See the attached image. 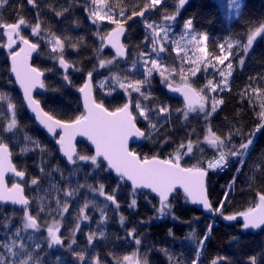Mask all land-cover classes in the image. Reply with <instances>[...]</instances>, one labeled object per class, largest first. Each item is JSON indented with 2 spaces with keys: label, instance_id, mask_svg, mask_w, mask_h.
Wrapping results in <instances>:
<instances>
[{
  "label": "trees",
  "instance_id": "trees-1",
  "mask_svg": "<svg viewBox=\"0 0 264 264\" xmlns=\"http://www.w3.org/2000/svg\"><path fill=\"white\" fill-rule=\"evenodd\" d=\"M172 1L155 7L153 16L176 15L178 25L189 20L192 29L205 36L208 55L223 56L231 68L226 87L214 95L217 105L211 114L185 110L180 100L165 93L156 76L144 80L129 67L132 56L142 50L144 31L137 18L149 8V0H104L114 15L111 21L126 27L124 62L97 42L96 36L103 40L112 26H92L83 0H0V26L23 22L48 32L60 44L58 59L74 66L64 75L58 59L43 62L46 46L32 59L45 73L44 91L36 99L51 117L71 122L82 115L75 91L87 74L92 75L93 90L94 74L118 77L136 90L113 80L103 91H94V97L110 111L130 103L135 123L144 132L141 143L130 145L132 152L172 162L179 154L178 163L201 169L224 156V171L206 170L207 196L216 211L243 147L264 121V0H241L233 19L218 0H190L182 10ZM20 34L32 41L26 29ZM4 43L0 30V143L8 147L17 171L25 174L21 185L28 205L23 210L0 206V264H124L128 258L138 264H264V227L251 233L243 232L237 221L224 224L219 216L199 211L180 191L160 204L149 193L133 191L114 178L84 142L76 143V158L67 165L54 141L26 113L9 76ZM204 74L198 72L191 81L201 95L206 93L200 85ZM14 182L7 179L8 185ZM258 194L264 196V123L219 215L250 209ZM52 224L58 226L57 245L48 235Z\"/></svg>",
  "mask_w": 264,
  "mask_h": 264
},
{
  "label": "water",
  "instance_id": "water-1",
  "mask_svg": "<svg viewBox=\"0 0 264 264\" xmlns=\"http://www.w3.org/2000/svg\"><path fill=\"white\" fill-rule=\"evenodd\" d=\"M188 1L181 0L180 7L183 8ZM0 30L5 37L3 50L7 53L9 76L21 97L25 111L35 126L49 140L54 141L60 158L67 165H71L76 158V143L84 142L91 147L94 158L101 160L114 178L122 179L133 191L147 192L160 204L167 203L175 191H180L199 211L210 217L216 215L207 196L206 171L155 156L141 158L132 152L130 145L141 143L144 132L135 123L130 103L110 111L96 102L91 74L85 76L82 85L76 90L82 109L81 116L71 122H62L47 114L35 97L44 91L45 76L43 71L32 65L37 46L21 37L15 23L1 25ZM124 33V26H117L105 36L103 43L121 61L126 59L127 54L122 43ZM58 66L64 75L74 71V66L62 58ZM164 91L169 97L180 100L186 110H194L202 104L201 96L188 84L177 87L166 85ZM260 130L261 126L258 133ZM256 137L252 140V145ZM252 145L242 158L232 182ZM8 178L15 182L8 185ZM24 179L25 174L15 168L8 147L0 143V206L9 204L19 210L27 207L28 199L20 184ZM225 199L226 196L223 197L220 207ZM218 219L224 224L237 221L243 232L257 233L264 227V196L258 194L255 205L250 209L233 215H220ZM58 242L54 235L53 244L57 245ZM91 264L96 262L92 261Z\"/></svg>",
  "mask_w": 264,
  "mask_h": 264
},
{
  "label": "rangeland",
  "instance_id": "rangeland-1",
  "mask_svg": "<svg viewBox=\"0 0 264 264\" xmlns=\"http://www.w3.org/2000/svg\"><path fill=\"white\" fill-rule=\"evenodd\" d=\"M169 1L170 0H149L150 6L148 11L144 13V16L138 22L145 34L141 44L142 50L139 54L132 56L131 60L133 63H131L129 67L136 70L135 73L141 74L144 80L156 76L160 80L162 86L171 85L174 87L184 84L192 85V79L198 72L203 71V73L206 74H204L205 78L203 82H200V85L206 87V93L205 95L199 93L203 102L195 111L203 114H211L217 105V99L214 95L226 87L231 75V68L224 64L223 56L222 59L220 57L211 58L208 55L205 46V36L195 32L189 20H184L178 25L176 22V15L170 17L166 14H161L156 18L153 16L155 7ZM179 1L180 0H173L171 4L178 8ZM240 1L241 0H218L221 6L222 2L226 6V14L229 19L236 17L241 3ZM86 6L85 13L92 24L96 21L98 25H101L107 22L109 18L114 17L111 11L106 7L104 0H89ZM120 24L123 23L117 21L111 23L112 26ZM18 26L20 29H28L30 31L29 34L38 44L44 47L46 46L44 54L46 56L43 58V62L46 58H48V61L53 60L55 63L57 62L60 44L56 38L46 32L37 29L32 30L28 25L23 24V22L18 23ZM93 26H95V23ZM96 40L97 42L102 41V39L97 36ZM250 41L252 42L253 40ZM248 48H250V46ZM55 54L58 56H54ZM108 65L109 64H105L103 69ZM129 70L131 71V69ZM98 76V74H94V77H96L94 91L96 92L103 91L104 87L113 80H115L116 85L123 86L125 89L131 91L136 90L135 86H129L127 82L121 78H112L104 74H101L99 78ZM13 122L14 120L11 119V123L9 122L10 128L14 126ZM258 129L259 128L256 129V133L251 141L243 147L241 160L248 148L252 145L254 137L258 135ZM179 157L180 155L178 154L175 158V162H178ZM227 163L228 161L226 158L219 155L208 161L205 164V169L213 173L222 172L227 168ZM231 187L232 184L230 183L226 189L225 196L229 194ZM24 216L27 228L31 229L33 226L31 219L26 214ZM57 228L58 226L54 224L50 225L48 229L50 240H53L54 235L58 239ZM198 256H200V254ZM124 264H138V262L135 258H128L125 260Z\"/></svg>",
  "mask_w": 264,
  "mask_h": 264
},
{
  "label": "flooded vegetation",
  "instance_id": "flooded-vegetation-1",
  "mask_svg": "<svg viewBox=\"0 0 264 264\" xmlns=\"http://www.w3.org/2000/svg\"><path fill=\"white\" fill-rule=\"evenodd\" d=\"M83 2H84V3H89V0H83ZM187 3H188V2H187ZM187 3H186V4H187ZM186 4H185V6H186ZM185 6H184V7H185ZM184 7H183V8H184ZM183 8H181V7H180V4H179V10H182ZM108 9H109V8H108ZM109 10H110V9H109ZM147 11H148V8L144 9L141 13L138 14V18H137V19H138V22H139V20L142 19V17L144 16V13L147 12ZM94 20H95V19H94ZM90 22H91V21H90ZM112 22H113V21H111V18H109V19L107 20V22H104V24L98 25L96 21H94L93 24H92V22H91V24H92V26H93L94 23H95V26L98 25L99 27H100V26L102 27V25H109V24L111 25ZM121 23H122V22H121ZM26 25H28V24H26ZM120 25H121V26H124L123 24H120ZM120 25H117V26H120ZM138 25H139V24H138ZM111 26H112V25H111ZM117 26H112V28L107 32V34H108L112 29H114V28L117 27ZM28 27H30L32 30H33V29H37V30H39V31L46 32V31H43V30H41V29L36 28L35 26H29V25H28ZM139 27H140V26H139ZM124 28H125V33H126V27L124 26ZM18 29H19V33H20V28H19V26H18ZM140 29H141V27H140ZM26 30H27L28 32H30L28 29H26ZM46 33H48V32H46ZM125 33H124V37H123V41H122V43H123V46H124V47L126 48V50H127V46L125 45V42H124V40H125ZM143 33H144V32H143ZM48 34H49V33H48ZM107 34H106V35H107ZM20 35H21V34H20ZM106 35H105V36H106ZM144 36H145V34H144ZM21 37H22V36H21ZM23 38H24V37H23ZM29 41H30V40H29ZM30 42L34 43V44L37 46V53H36V55H35V56H37L38 51H39V48L41 47V45L38 44L33 38H32V41H30ZM102 42L104 43V38H103ZM102 47H103V48H106V47L103 46V44H102ZM15 48L17 49V44H16ZM2 49H3V47H2ZM42 49H45L44 46H42ZM107 49H108V48H107ZM109 50H110V49H109ZM3 51H4V50H3ZM4 52H5V51H4ZM110 52H111V51H110ZM5 53H6V52H5ZM111 53H112V52H111ZM35 56H34V57H35ZM32 59H33V58H32ZM60 59H61V57L58 59V62H59ZM62 59H63V58H62ZM61 71H62V70H61ZM43 79H44V78H43ZM11 81H12V80H11ZM13 85H14V84H13ZM43 86H44V83H43ZM14 87H15V86H14ZM15 89H16V88H15ZM38 95H39V94H38ZM36 96H37V95H36ZM36 96H35V97H36Z\"/></svg>",
  "mask_w": 264,
  "mask_h": 264
}]
</instances>
